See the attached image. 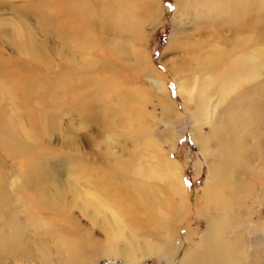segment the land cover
Masks as SVG:
<instances>
[{"label":"bare ground","instance_id":"bare-ground-1","mask_svg":"<svg viewBox=\"0 0 264 264\" xmlns=\"http://www.w3.org/2000/svg\"><path fill=\"white\" fill-rule=\"evenodd\" d=\"M56 1V19L43 16L41 29L46 36L56 33L60 41H67L61 49L73 50L69 54L73 65L70 60L55 64L25 26H15L8 42L30 58L32 74L18 61L14 62L17 75L0 71V103L4 99L39 100L45 107L39 120L32 123L21 120L15 111L5 112L0 105V148L11 161L6 165V158L2 160L5 155L0 156V264H96L90 251L93 248L99 257L108 259L107 264H114L115 259L121 264H139L153 257L172 259L176 264H264V229L251 237L245 228L238 229L234 224L244 213L221 189L227 182L237 181L241 169L246 177L262 179L261 183L254 180L264 198V43H260L264 31L257 25L264 21L260 15L264 0H174L178 17L202 18L212 34L211 29L218 28L220 39L201 42L184 36L177 41L171 36L166 47L183 53L174 56L170 69L165 67L174 79L173 89L185 99L190 137L208 168L202 189L193 195L183 181L179 161L165 156L161 147V142L172 140L169 120L175 105L169 99L167 79L154 68L143 47L144 24L170 11L157 0ZM74 33L84 41L77 45ZM92 42L96 50L87 51L89 62L75 63L78 52H84ZM63 51L58 54L64 55ZM110 55L124 70L145 75L155 100L146 87L130 85L122 90L125 104L118 100L113 107H95L94 103L102 100L105 84L113 86V79L123 69ZM54 66L58 72L47 76L46 71ZM95 67L96 73L87 71ZM37 70L43 72L39 79L35 78ZM11 78L18 79L17 87L10 85ZM77 79L79 87L73 88ZM51 94L55 99L49 100ZM75 97H79L83 121L89 117L105 123L110 148L104 154L115 159L113 166L105 163L95 171L84 154L54 157L38 144L53 131L73 144L69 127L59 125L58 113L59 98L70 102ZM32 102L28 103L29 112L34 113ZM156 105L161 107L160 120L168 126L159 140L146 123L148 116L155 127ZM117 116L134 120L124 126L133 151L125 160L122 151L119 154L111 149L112 140L119 142ZM202 124H208L216 135L214 145L222 134L228 137L213 158L207 157L210 140L201 133ZM19 133L31 141L18 138ZM73 161L77 164L72 165ZM242 179L236 182V190L244 183L249 186L244 190L256 188L253 178ZM123 204L128 206L127 213L120 212ZM193 207L207 222L197 246L182 242L171 229L172 222ZM74 208L91 227L100 226L102 239H95L87 227L79 225L71 214Z\"/></svg>","mask_w":264,"mask_h":264},{"label":"rangeland","instance_id":"rangeland-1","mask_svg":"<svg viewBox=\"0 0 264 264\" xmlns=\"http://www.w3.org/2000/svg\"><path fill=\"white\" fill-rule=\"evenodd\" d=\"M96 1V0H95ZM161 6L165 7L166 10H169L170 13L163 14L159 19L147 21L144 24V40H143V47L145 49L147 57L150 59L151 63H153L154 68L160 73L164 79H167L168 85L170 86V93H169V99L171 102L175 105V108L173 109V113L171 115L170 122V135L171 142H161V147L164 149L165 156L171 157L174 159H177L180 163V172L183 176V181L186 185V187L192 191V195L196 192H198L200 189H202V186L205 183V179L207 176V164L205 162V158L202 156L201 151L199 150L198 145L192 140L190 137V131H191V124L188 119V113H187V106L185 99L182 97L181 94H178L173 88L175 86L174 79L170 76L169 71L166 69L165 65H167V68L170 69L169 65L170 61H172L177 55H182L179 50H176L175 48H171L167 50V44L169 41L174 37L177 41L184 39V36L193 40L196 39L197 41H206L213 39L216 42H220L219 37H217L216 33L218 28L213 27L211 30L213 31V34L210 31V28L208 26V23H203L202 18L198 17H189L187 16L186 19L183 20V17H178L176 13L175 8V1L174 0H157ZM57 3L56 0H51L49 2H43L42 0H0V71L1 72H12L13 74L17 75L18 67L14 65V62L18 61L20 63H23L25 68L32 74L31 64L29 62L30 58L27 57L26 54H21L15 50L13 45H11L8 42V38L11 36V31L13 27L15 26H25L27 31L31 33V35L36 39V43L42 44L45 46L46 50V56H49V59H53L54 63H60L62 64L61 60H70L71 63L69 65H73V57L70 56L73 52L72 49L63 51L61 48L66 47L65 40L60 41L57 37L56 33H50L49 36H46L44 31L41 29V21H43V16L46 15L49 16V18L56 19V13L53 11V4ZM93 8H96L93 6ZM258 8V6L256 7ZM165 10V11H166ZM260 15H264L263 12L260 11ZM154 20V21H153ZM257 25L259 27L263 28L264 31V21H258ZM74 31V30H73ZM246 32H243L245 34ZM189 34V35H188ZM247 34V33H246ZM74 37L78 39L77 45L84 40L82 38H79L76 33L73 34ZM225 37L232 41L231 36L228 33H225ZM94 38V36H93ZM204 39V40H203ZM103 42V45H106V38L101 39ZM94 41V39H93ZM173 41V40H172ZM260 43H264V32L261 36ZM200 43H197L195 45H198ZM72 45V43L70 44ZM68 45V46H70ZM90 47L84 52L80 51L78 54L74 57L77 60H75V63L83 64L84 61H87L88 53L87 51L95 52L96 48L93 45V42L89 45ZM58 50L63 51L65 54L60 56L58 54ZM109 51V50H107ZM21 54V55H20ZM26 55V56H25ZM111 59H114V63H117V66L120 69V75L116 76V79H113V86L112 85H106V89L102 91L101 95V101H96L94 103V106H98L99 108H106L107 106L113 107L116 106V101H121L122 105L124 102V95L122 90L124 87L134 85V86H142L146 87L149 91V94L152 95V99L155 98L154 90L151 86L148 85V80L143 74H138L136 72H129L127 69L124 70V67L118 63V59L116 57L114 58L113 55H110ZM175 56V57H174ZM113 65V61L110 60V66ZM33 70H35L34 66L32 65ZM96 68H87L88 72H95ZM111 70V69H110ZM109 70V71H110ZM0 72V73H1ZM58 72V69L54 66L53 68H50L46 71L47 76L52 75L53 73ZM77 72V71H74ZM70 73L72 74L73 71L70 69ZM74 74V73H73ZM43 76V72L41 70L35 71V78L39 79V77ZM125 75V76H123ZM124 77V78H119ZM128 77H134L128 78ZM169 77V78H168ZM81 82H84L83 75L80 76ZM77 79L72 84L73 88H78L76 85L79 84V80ZM115 81H119L120 85L123 84L124 86H119ZM122 82V83H121ZM34 83V82H33ZM33 83L30 84L33 86ZM88 83V82H87ZM86 84V82H85ZM10 85L12 87H17L18 85V79L11 78ZM90 86V85H89ZM88 86V87H89ZM101 93V92H99ZM98 93V94H99ZM54 94H51L49 97V100L55 99L53 97ZM111 99H110V98ZM59 106L61 108V113H58V121L60 126H66L69 127V131L72 133L73 136V144L67 143L66 139L61 137V134L59 131H53L50 135L43 136L40 143V145H43L47 152H51L52 156L54 157H62V156H71L74 154H84L91 163H93L92 170L98 171L101 167V165L108 163L109 166H113L114 160L111 156L105 155V151L110 146L107 145V128L105 123L102 120H89V117H86V121H83V118L80 115V109L77 104L79 105V97H75L73 101L71 100L68 104V102H63L61 98ZM155 100V99H153ZM32 102V100H30ZM28 102V103H30ZM106 102V103H105ZM23 102L22 99H20V102L17 99L10 100V99H4L0 103L3 110L7 113H10L12 111H15L17 115L21 116V120L24 122L27 121H33L32 123H35L39 120L41 115L39 112H43L44 108L43 103L39 102V100H34L32 102V107L34 108V113L29 112L31 109V106ZM36 103L38 105H36ZM42 105H41V104ZM63 104V105H62ZM96 104V105H95ZM111 104V105H110ZM83 105V104H82ZM81 105V106H82ZM119 105V104H117ZM40 106V107H39ZM106 106V107H105ZM156 109L154 112V119H155V127L152 126L150 121V118L146 116V123L154 130L155 137L159 140L161 134L164 130L168 128L167 124L160 120L162 114H161V107L156 105ZM147 108L151 110V107L149 104L147 105ZM37 110V111H35ZM63 116V117H62ZM106 118L107 114L105 115ZM173 116V118H172ZM37 119V120H36ZM88 120V121H87ZM118 123V127L116 130V140L119 139V142L113 141V148L112 151H122L121 156H123L124 160L126 158L132 157L133 151L131 150V139L129 138L130 135L127 132V128H125V124L134 123V120H130V118L127 120V118L117 116L115 119ZM29 121V122H30ZM157 121V122H156ZM101 122V123H100ZM97 123V125H96ZM58 133V134H57ZM107 133V134H106ZM201 133L205 136L206 139L210 140L209 145H207L209 152L207 157L213 158L214 154L218 149L228 140L227 135L224 133L221 136L220 141L214 145L213 139H216V135L213 134L208 124H202L201 126ZM23 133H19L17 136L18 138H21L23 140L31 141L30 139L25 138V136H22ZM50 138V140H49ZM62 140V142H61ZM62 145V146H61ZM261 146V142L259 140V147ZM48 147V148H47ZM69 147V148H68ZM112 147V146H111ZM219 147V148H218ZM243 145L240 147L242 150ZM66 148V149H65ZM75 148V149H74ZM65 149V150H64ZM69 149V150H67ZM63 151V152H62ZM256 153H259V150L255 148ZM111 152V151H110ZM117 152V153H118ZM131 152V153H129ZM0 156L1 158L5 155L3 154L1 148H0ZM3 154V156H2ZM127 155V156H126ZM51 157V158H54ZM6 158V159H5ZM6 160L5 164H10L9 158L5 155L2 160ZM8 161V162H7ZM74 163V164H73ZM72 165H76L77 161H73ZM235 166V165H234ZM234 168V167H233ZM240 168V167H239ZM236 169V168H235ZM90 170V169H89ZM241 175H237V181L236 179H233L230 182H227V184L222 185L221 189L225 193H229V198L231 199L232 203L239 208L240 212L243 214L242 219H240L238 222H236L234 225L239 228H245L246 232L253 235V233H256L260 230L264 229V198L261 196L259 192V187H257V182L254 180L256 179L259 183L262 182V179L260 177L248 175V178H253V182L255 183V189L254 187H250L246 190L244 186H247L245 183L243 184L242 189L236 190V182L243 180L242 178L246 177V175L242 174V170H239ZM120 174L119 172H117ZM61 178V177H60ZM63 178H66L64 175ZM63 178H61L63 180ZM117 182V180H115ZM241 182V181H240ZM235 183V184H233ZM261 186L260 184H258ZM232 187V188H231ZM258 189V190H257ZM189 203H191L192 196ZM126 204V202L124 203ZM123 204V208H120V212H126L127 213V205ZM125 206H127L125 208ZM243 211V212H242ZM73 217L78 220L79 225L83 227H87L90 233H92L95 237V239H102V231L100 230L99 225H93L91 227L90 223L84 218L81 213L78 211L77 208L72 209ZM180 219V220H179ZM242 220V221H241ZM242 222V223H241ZM206 220L205 217L201 214L195 211L194 207L192 209H188L184 211L180 217H178L175 221L172 222L171 229L173 233L179 237V239L186 243V244H192L194 246H197L198 243H200V240L203 236V233L206 228ZM174 225V226H173ZM244 226V227H242ZM71 228V226H69ZM175 227V228H174ZM230 227V226H229ZM234 227V226H232ZM229 229H227V232H225L226 236L229 237ZM190 238V239H189ZM183 239V240H182ZM191 243H190V242ZM92 253L93 260H96V264H107V260L105 257H99L98 254L95 251L94 248L90 250ZM114 264H121L120 260L115 259ZM139 264H176L174 260H158L157 258H147L144 259Z\"/></svg>","mask_w":264,"mask_h":264}]
</instances>
